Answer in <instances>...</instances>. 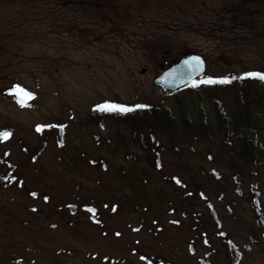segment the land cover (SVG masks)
<instances>
[{"label":"rangeland","instance_id":"1","mask_svg":"<svg viewBox=\"0 0 264 264\" xmlns=\"http://www.w3.org/2000/svg\"><path fill=\"white\" fill-rule=\"evenodd\" d=\"M77 1L82 26L0 41V264H231L230 243L264 264L247 196L264 216V105L250 126L230 90L215 103L202 86L264 73V0ZM189 54L207 61L198 85H154ZM102 104L165 108L176 127L146 128L144 147L115 118L91 121Z\"/></svg>","mask_w":264,"mask_h":264},{"label":"trees","instance_id":"2","mask_svg":"<svg viewBox=\"0 0 264 264\" xmlns=\"http://www.w3.org/2000/svg\"><path fill=\"white\" fill-rule=\"evenodd\" d=\"M72 1L74 3H72ZM77 0H0V41L7 39H14L20 41H42L50 35H55L61 29H75L73 24L76 20H73L74 9L81 7L84 2ZM89 4H87V7ZM86 7V9H87ZM72 12V13H71ZM72 18V19H71ZM74 21V22H73ZM78 26H82L83 23H77ZM244 77V79H239ZM236 77V79L230 78H216L206 79L205 81L212 80L213 83H206L204 86L212 95L215 103L218 101V95L223 90H230L234 95V100L237 105V111L241 122L247 125L252 124L255 120L253 114V105L256 102H260L264 105V81L256 77H248L246 75ZM228 79L230 83H220L219 81ZM197 83L182 88L181 90L174 92L179 93L185 89H191ZM13 90V89H12ZM12 90H10L12 92ZM17 90V89H16ZM20 92V91H19ZM21 93V92H20ZM218 110V109H217ZM89 118L92 122L98 125L103 124L111 118H115L119 122L126 124L130 127L133 136L137 142L143 143L144 147L148 146L147 138L144 134L146 128L150 131L154 129L174 130L176 123L170 110L162 109L157 106H145L132 109L131 111H107L94 109ZM223 117L220 116V121ZM243 145L239 150V156L244 158L247 162L253 163L257 160L256 151L257 147L254 144L253 139L244 136ZM153 142H158L153 137ZM153 160L157 159L155 166L159 167L161 164L159 155L152 156ZM16 165L10 162V173H14ZM16 179L12 176V182ZM0 180L7 183L6 177L0 174ZM8 185V184H6ZM251 199L255 218L257 219L258 226L262 233H264V216L259 207L258 192L252 190L247 194ZM215 218L217 214L213 212ZM229 250L231 255V264H240L241 254L238 248L233 244H229Z\"/></svg>","mask_w":264,"mask_h":264},{"label":"water","instance_id":"3","mask_svg":"<svg viewBox=\"0 0 264 264\" xmlns=\"http://www.w3.org/2000/svg\"><path fill=\"white\" fill-rule=\"evenodd\" d=\"M207 70V61L203 56L189 54L166 69L154 80V85L165 92H177L182 88L192 84L202 77Z\"/></svg>","mask_w":264,"mask_h":264},{"label":"snow or ice","instance_id":"4","mask_svg":"<svg viewBox=\"0 0 264 264\" xmlns=\"http://www.w3.org/2000/svg\"><path fill=\"white\" fill-rule=\"evenodd\" d=\"M248 77H256L259 78L260 80L264 81V73H247L245 74ZM233 79H236V77H233ZM239 79H244V77H240ZM206 83H213L215 81L208 80L205 81ZM220 83H230L231 81L228 79H224L219 81ZM20 92L23 94V98L26 100H31L32 99V94L27 92L26 90L21 89ZM24 99H22L21 102L22 105L24 104ZM98 108L102 111L107 110V111H120V112H126V111H131L132 109L127 108L126 106L122 105H116V104H102L99 105ZM40 129L38 128L37 131ZM11 136L10 132L4 131L0 132V140H5L8 139Z\"/></svg>","mask_w":264,"mask_h":264}]
</instances>
